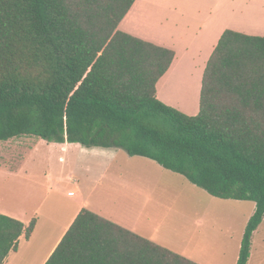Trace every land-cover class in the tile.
Masks as SVG:
<instances>
[{"label": "trees", "instance_id": "obj_1", "mask_svg": "<svg viewBox=\"0 0 264 264\" xmlns=\"http://www.w3.org/2000/svg\"><path fill=\"white\" fill-rule=\"evenodd\" d=\"M136 0H0V141L31 136L121 148L264 218V37L227 29L202 80L200 111L157 97L175 51L119 29ZM28 227L0 214V264ZM46 264H198L83 209Z\"/></svg>", "mask_w": 264, "mask_h": 264}, {"label": "crops", "instance_id": "obj_2", "mask_svg": "<svg viewBox=\"0 0 264 264\" xmlns=\"http://www.w3.org/2000/svg\"><path fill=\"white\" fill-rule=\"evenodd\" d=\"M119 29L175 51L171 67L157 83V97L197 115L204 71L222 34L231 29L264 37V0H136ZM36 142L30 155L44 151L49 168L54 161L53 169L62 168L64 174L46 172L42 178H30L24 161L15 170H0V181H16L15 193L10 194L16 202H0V214L22 221L25 227L36 218L32 235L27 238L23 233L17 250L3 264H46L83 209L195 263H238L246 227L256 211L254 201L221 199L201 188L204 191H192L190 204L176 205L157 180L165 176L196 185L152 159L121 148L41 138ZM136 163L144 168L134 170ZM117 166L120 169L114 170ZM31 196L39 199L33 209L26 203ZM247 264H264V218L253 233Z\"/></svg>", "mask_w": 264, "mask_h": 264}, {"label": "rangeland", "instance_id": "obj_3", "mask_svg": "<svg viewBox=\"0 0 264 264\" xmlns=\"http://www.w3.org/2000/svg\"><path fill=\"white\" fill-rule=\"evenodd\" d=\"M200 1L201 3H209V2H233V1H243V0H196ZM196 83L198 81L196 79ZM196 84V85H197ZM178 96H181L180 94ZM39 138L31 137V136H22L14 139H10L8 141H0V170H15L17 166L21 164L23 161L28 162V166L25 168L30 172L29 177L42 178L44 173L50 172L51 174L62 175L64 174V170L61 168L59 171L53 169L55 166V162L53 161V166H50L48 163L47 154L44 151L39 152L36 156H32L31 150L33 148V144L37 143L36 141ZM52 162H50L51 165ZM155 163V162H153ZM137 164V163H136ZM154 165H157L156 163ZM56 167V166H55ZM144 167H140L138 164L136 167H133L134 170L139 171L142 170ZM120 169V166L114 168ZM132 169V170H133ZM49 170V171H48ZM51 170V171H50ZM65 175L67 174V170L65 171ZM173 173V172H171ZM138 176L139 173H127L126 176ZM178 175V174H175ZM42 176V177H41ZM182 177V176H179ZM184 177V176H183ZM186 179V178H183ZM175 178L170 179L168 177H161L157 180V183H160L165 191L171 193L168 196L171 202H175L176 205H180L181 203L187 205L191 203V196L190 194L192 191H204L197 186L190 184L191 186H187L184 183H177L178 181H174ZM16 188V181H9L8 179H2L0 181V202H5L8 204H15V199L10 198V194L15 193ZM171 197V198H170ZM27 206L29 209H33L35 205L39 202V199L33 198L32 196L28 198ZM175 206V205H174Z\"/></svg>", "mask_w": 264, "mask_h": 264}, {"label": "bare ground", "instance_id": "obj_4", "mask_svg": "<svg viewBox=\"0 0 264 264\" xmlns=\"http://www.w3.org/2000/svg\"><path fill=\"white\" fill-rule=\"evenodd\" d=\"M192 86V85H191Z\"/></svg>", "mask_w": 264, "mask_h": 264}]
</instances>
